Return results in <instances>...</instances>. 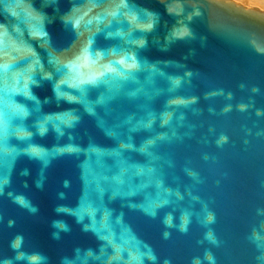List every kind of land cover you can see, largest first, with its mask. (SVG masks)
Segmentation results:
<instances>
[{
    "label": "water",
    "instance_id": "95a60500",
    "mask_svg": "<svg viewBox=\"0 0 264 264\" xmlns=\"http://www.w3.org/2000/svg\"><path fill=\"white\" fill-rule=\"evenodd\" d=\"M0 41V264H264V13L0 0ZM89 43L131 59L81 85Z\"/></svg>",
    "mask_w": 264,
    "mask_h": 264
},
{
    "label": "snow or ice",
    "instance_id": "6c2138e0",
    "mask_svg": "<svg viewBox=\"0 0 264 264\" xmlns=\"http://www.w3.org/2000/svg\"><path fill=\"white\" fill-rule=\"evenodd\" d=\"M88 2L92 4H97L104 2V0H88ZM120 3L126 5L127 0H120ZM108 14L116 16L120 15L121 13L119 9H116L115 11L110 12ZM97 19H100V17H97ZM68 22L78 24L79 19H70ZM37 27H39L38 22ZM39 34L44 35V33L42 32H40ZM184 34L185 33H183L179 29L175 33L176 36H181ZM5 52L6 49L4 48L2 41H0V58H2ZM107 55V52H95L94 50H92L91 44L89 43L81 49L80 53L74 58V60L64 65V68L74 75V77L78 80L79 84L87 85L97 83L101 79L112 74L116 70L117 66H122L126 61L131 59V57L125 55V57L121 60L110 61L107 65L101 64V59L106 57ZM112 55H119V53L113 51ZM11 67V64L0 63V75L8 71V69ZM40 259L41 258L39 256L32 258V260L36 262V264H38Z\"/></svg>",
    "mask_w": 264,
    "mask_h": 264
},
{
    "label": "bare ground",
    "instance_id": "6f19581e",
    "mask_svg": "<svg viewBox=\"0 0 264 264\" xmlns=\"http://www.w3.org/2000/svg\"><path fill=\"white\" fill-rule=\"evenodd\" d=\"M243 8L253 9L264 13V0H225ZM243 4V5H242Z\"/></svg>",
    "mask_w": 264,
    "mask_h": 264
},
{
    "label": "rangeland",
    "instance_id": "374dc122",
    "mask_svg": "<svg viewBox=\"0 0 264 264\" xmlns=\"http://www.w3.org/2000/svg\"><path fill=\"white\" fill-rule=\"evenodd\" d=\"M243 5V4H242Z\"/></svg>",
    "mask_w": 264,
    "mask_h": 264
}]
</instances>
